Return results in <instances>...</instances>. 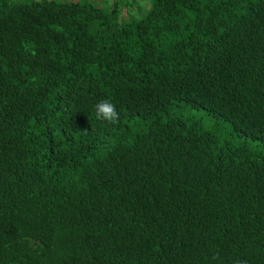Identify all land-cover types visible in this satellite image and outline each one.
<instances>
[{
  "label": "trees",
  "instance_id": "1",
  "mask_svg": "<svg viewBox=\"0 0 264 264\" xmlns=\"http://www.w3.org/2000/svg\"><path fill=\"white\" fill-rule=\"evenodd\" d=\"M0 264H264V0L3 1Z\"/></svg>",
  "mask_w": 264,
  "mask_h": 264
},
{
  "label": "rangeland",
  "instance_id": "2",
  "mask_svg": "<svg viewBox=\"0 0 264 264\" xmlns=\"http://www.w3.org/2000/svg\"><path fill=\"white\" fill-rule=\"evenodd\" d=\"M13 2H62V3H81L94 6L101 9L104 13L116 20L118 23L136 20L140 18L143 12L149 10L151 0H0Z\"/></svg>",
  "mask_w": 264,
  "mask_h": 264
},
{
  "label": "clouds",
  "instance_id": "3",
  "mask_svg": "<svg viewBox=\"0 0 264 264\" xmlns=\"http://www.w3.org/2000/svg\"><path fill=\"white\" fill-rule=\"evenodd\" d=\"M95 113L97 119H101L112 124L119 121V113L116 106L108 99L101 100L95 105Z\"/></svg>",
  "mask_w": 264,
  "mask_h": 264
}]
</instances>
